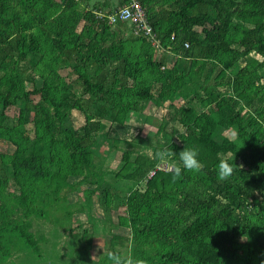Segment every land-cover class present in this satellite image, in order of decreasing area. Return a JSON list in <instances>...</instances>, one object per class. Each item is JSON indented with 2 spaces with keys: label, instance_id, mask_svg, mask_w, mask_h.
<instances>
[{
  "label": "trees",
  "instance_id": "trees-1",
  "mask_svg": "<svg viewBox=\"0 0 264 264\" xmlns=\"http://www.w3.org/2000/svg\"><path fill=\"white\" fill-rule=\"evenodd\" d=\"M113 1L0 0V143L13 146L10 154L0 152V264L11 249L42 257L30 217L45 216L44 202H57L62 188L84 192L78 211L91 218V198L104 178L94 165L95 146L112 138V122L123 124L141 104L171 98L184 100L170 104L180 127L164 132L152 157L122 152L114 173L130 180L129 189L144 180L142 197L126 196L117 216L131 232L133 254L148 264H260L264 0H140L150 38L134 33L129 21L110 25L107 16L124 2ZM62 69L75 77L68 80ZM36 78L41 84L27 87ZM227 107L237 128L229 146L216 139L228 126ZM69 109L84 114L83 126L71 125ZM115 110L120 116L105 123ZM184 145L199 147L203 167L176 177L173 168L182 164L173 151ZM164 148L172 163L156 168ZM228 149L234 159L224 157ZM219 159L236 164L228 179L217 175ZM101 192L109 206L112 193Z\"/></svg>",
  "mask_w": 264,
  "mask_h": 264
},
{
  "label": "rangeland",
  "instance_id": "rangeland-1",
  "mask_svg": "<svg viewBox=\"0 0 264 264\" xmlns=\"http://www.w3.org/2000/svg\"><path fill=\"white\" fill-rule=\"evenodd\" d=\"M93 1L102 3L103 0ZM127 23L129 24L128 21ZM70 71L71 69H62L60 72L69 80L71 77H75L70 74ZM236 71L237 69L232 70V73ZM210 72L211 76L215 73L212 70ZM40 84L41 80L36 78L35 83L29 82L27 87L31 89L34 85L39 86ZM183 102L184 100L181 98H171L168 101H163L161 105L149 101L141 104L140 110L135 113L129 112L126 115V122L123 124L117 121L112 122L110 124V137L112 138L99 142L94 149L96 155L93 160L94 165L100 168L104 178L101 180L99 189H96L91 198V218H88L86 213L78 211L79 205L84 201V192H78L74 188H62L61 198L57 202H44V208L47 211L45 216L30 217L31 230L42 257L27 250L11 249L7 263L12 261L19 264H102L100 260L105 259L106 262L103 264H114L111 259L105 256L110 249L116 250L122 255L133 254L134 243L130 239L131 232L117 222V216L123 215L125 212L124 200L126 196L142 197L144 180L135 182L133 188L129 189L130 180L116 178L114 173L121 163L124 151L130 152L132 157H152L153 151L160 147L156 145L157 141L165 143L164 132L169 131L171 127H180L173 119L174 108L170 104L174 103L173 105L178 107ZM69 110L71 125L75 128L83 126L85 123L84 114L76 109ZM7 114L11 117L17 115V108H9ZM226 114L228 126L219 128L216 139L229 146L228 142L236 140L237 128L232 123L234 112L230 107L226 108ZM116 116H120L118 110L107 112L105 123H109V119H115ZM161 121L162 123L165 121L166 125L164 129L157 130ZM26 128L32 137L31 123L27 124ZM173 141L177 142L176 137L173 138ZM228 150L224 157L234 159L233 152ZM12 151L13 146L9 142L2 141L0 143V152L10 154ZM171 163L170 160L167 162L165 155H161L156 168H165ZM101 171H98L99 174H102ZM77 179V177H70L68 181L76 182ZM85 186L86 184L83 183L78 184L81 189ZM90 186V188L94 187L92 184ZM102 188H107L112 193L109 206L104 205ZM68 209L71 210L70 213ZM115 235L117 237H113ZM110 240H114L116 243L109 245Z\"/></svg>",
  "mask_w": 264,
  "mask_h": 264
},
{
  "label": "clouds",
  "instance_id": "clouds-1",
  "mask_svg": "<svg viewBox=\"0 0 264 264\" xmlns=\"http://www.w3.org/2000/svg\"><path fill=\"white\" fill-rule=\"evenodd\" d=\"M101 13H106L105 11H99L97 15ZM83 23H81L80 27ZM167 148L160 149L159 154L164 155L167 152ZM173 151V150H172ZM173 154H178L179 160L182 167L176 166L173 168L174 175L179 177L182 174V169L199 171L203 167L202 161L200 159V149L198 146H185L178 152ZM234 161L228 159H219L217 163V175L220 179H228L232 176L234 172ZM108 256L114 264H148V261L132 253L119 254L115 251H110ZM260 264H264V260H261Z\"/></svg>",
  "mask_w": 264,
  "mask_h": 264
},
{
  "label": "built area",
  "instance_id": "built-area-1",
  "mask_svg": "<svg viewBox=\"0 0 264 264\" xmlns=\"http://www.w3.org/2000/svg\"><path fill=\"white\" fill-rule=\"evenodd\" d=\"M107 15V14H106ZM99 13L98 17L106 16ZM108 23L114 25L116 20L129 21L133 24V31L137 33L142 31L143 34L150 38L153 37L152 29L146 22V11L142 6L140 0H124L123 4L119 5L111 14L108 16ZM154 44L157 42L153 41ZM188 43H184V47H187Z\"/></svg>",
  "mask_w": 264,
  "mask_h": 264
},
{
  "label": "crops",
  "instance_id": "crops-1",
  "mask_svg": "<svg viewBox=\"0 0 264 264\" xmlns=\"http://www.w3.org/2000/svg\"><path fill=\"white\" fill-rule=\"evenodd\" d=\"M92 1H93V0H92ZM151 103H154V102L151 101ZM154 104H155V103H154Z\"/></svg>",
  "mask_w": 264,
  "mask_h": 264
}]
</instances>
